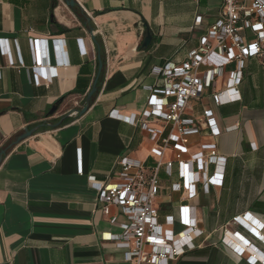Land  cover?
I'll list each match as a JSON object with an SVG mask.
<instances>
[{
	"label": "crops",
	"instance_id": "0c3cea01",
	"mask_svg": "<svg viewBox=\"0 0 264 264\" xmlns=\"http://www.w3.org/2000/svg\"><path fill=\"white\" fill-rule=\"evenodd\" d=\"M74 1L78 7H67L65 0H0V149L24 129L47 125L9 149L0 162V264H126L124 253L102 239L119 229L99 211L88 179L118 182L116 162L122 156L155 167L158 158L151 150L157 145L146 128L162 138L169 128L154 118L145 125L138 119L148 109L149 89L158 85L156 70L183 62L218 19L221 5V0ZM144 25L151 34L147 48H141ZM89 27L103 52L97 89L84 114L64 118L81 109L97 72ZM32 40H39L37 47H31ZM37 50L42 63L34 71ZM233 68L226 67L190 105L199 132L181 140L184 160L201 145H214L225 163L209 165L208 176L223 174L221 184L207 191L196 184L195 197L185 201L181 191H171L179 181L171 145L160 159L154 201L160 222L176 220L178 208L187 205L203 232L195 249L171 264H248L247 256L255 251L264 256V244L232 222L247 214L264 223V68L257 59L245 60L240 100L217 106L211 96L225 89ZM59 99L56 113L48 116ZM204 111H211L218 136H210ZM120 116L137 122L128 124ZM224 231H238L249 240L247 256L221 243Z\"/></svg>",
	"mask_w": 264,
	"mask_h": 264
},
{
	"label": "built area",
	"instance_id": "2783aa9c",
	"mask_svg": "<svg viewBox=\"0 0 264 264\" xmlns=\"http://www.w3.org/2000/svg\"><path fill=\"white\" fill-rule=\"evenodd\" d=\"M199 23L200 17H196L194 24ZM38 43L39 40L30 41L32 48L37 47ZM36 55L32 67L34 71L42 63L38 50ZM252 58L257 59L264 68V0H221L220 15L200 37L198 47L190 51L180 64L167 63L156 70L158 85L149 89L146 100L148 109L138 119L145 125L154 118L161 121L164 128H169L165 138L146 128L150 139L157 145L151 150L158 158L155 167L148 169L142 163L122 156L116 162L120 167L118 182L88 179V187L96 192L99 211L111 226L119 229L118 234L106 233L102 239L113 243L116 249L124 253L126 264H171L195 249L194 242L203 232L197 228L192 208L180 206L177 219L169 217L170 220L164 223L160 222L154 208L160 190V159L163 150L171 145L179 170V181L171 186V191H181L185 201L195 197L196 184H202L205 191L209 186L221 184L223 174L208 176L209 165H216L219 160L225 163L224 159L216 156L214 145H201L200 152L184 160L187 149L181 140L184 136L199 132L190 105L199 101L204 91L215 79L222 77L226 67L231 65L234 68L227 71L225 89L212 94L211 98L217 106L240 100L237 87L243 78L245 60ZM17 63L21 65L20 59ZM10 65H14L13 60H10ZM203 67L202 77H199V70ZM225 93L230 94V98H223ZM120 118L132 125L137 122L135 117ZM203 118L210 136H218L220 132L211 111H204ZM204 152L209 154L205 156ZM165 166L169 173L172 163L168 162ZM223 167L220 166V169L223 170ZM113 208L116 209L115 213L112 212ZM120 217L123 222L119 221ZM232 222L247 236L264 244V235L261 234L263 222L247 214L233 218ZM221 243L239 257L247 256L250 249L249 240L238 231H224ZM247 257L248 264H264V256L258 250Z\"/></svg>",
	"mask_w": 264,
	"mask_h": 264
},
{
	"label": "water",
	"instance_id": "95a60500",
	"mask_svg": "<svg viewBox=\"0 0 264 264\" xmlns=\"http://www.w3.org/2000/svg\"><path fill=\"white\" fill-rule=\"evenodd\" d=\"M65 4H66L67 7H71V8L78 7L77 3L74 0H65ZM81 13H82V15H83V17L85 19V23L87 25H89L90 19L86 16L85 13L82 12V10H81ZM88 34H89L92 42L96 45V41H95V38H94V35H93V30H92L91 27H89V29H88ZM150 42H151L150 31H149L148 27L146 25H144V34H143V41H142V44H141V48H147L149 46ZM96 47H97V63H98V66H97V72H96L95 78H94V80L92 82V85L90 87V90L86 93V95L84 97L83 105H82L81 109L80 110L71 111L64 118L68 117L73 112H75L78 115L84 114L87 111V109H88V107L90 105V101H91L92 96L96 92L97 81H98V78L100 76L102 65H103V63H102V61L100 59L99 48H98L97 45H96ZM62 101H63V99H59L58 101H56L51 106V108L48 111L47 115L48 116H53L56 113V111H57L59 105L62 103ZM59 124L60 123H56L53 126H57ZM44 126H47L46 123H42V124L37 125V126L31 128V129H24L22 131V133H20L17 136H15L11 143H9L3 149H0V162L2 161L3 156H5L6 152L9 149H11L13 146L21 143L22 141L26 140L27 138L31 137L40 127H44Z\"/></svg>",
	"mask_w": 264,
	"mask_h": 264
},
{
	"label": "trees",
	"instance_id": "16d2710c",
	"mask_svg": "<svg viewBox=\"0 0 264 264\" xmlns=\"http://www.w3.org/2000/svg\"><path fill=\"white\" fill-rule=\"evenodd\" d=\"M96 45L98 46V48H99V53H100V59H101V61H102V45L96 40ZM103 63V62H102ZM75 92V91H74ZM70 94H72V93H70ZM70 94H68V95H70ZM68 95H66V96H68ZM65 96V97H66Z\"/></svg>",
	"mask_w": 264,
	"mask_h": 264
},
{
	"label": "bare ground",
	"instance_id": "6f19581e",
	"mask_svg": "<svg viewBox=\"0 0 264 264\" xmlns=\"http://www.w3.org/2000/svg\"><path fill=\"white\" fill-rule=\"evenodd\" d=\"M263 240H264V238H263Z\"/></svg>",
	"mask_w": 264,
	"mask_h": 264
}]
</instances>
